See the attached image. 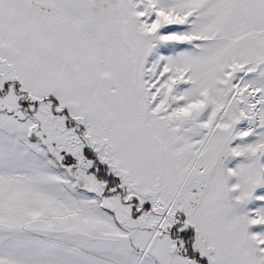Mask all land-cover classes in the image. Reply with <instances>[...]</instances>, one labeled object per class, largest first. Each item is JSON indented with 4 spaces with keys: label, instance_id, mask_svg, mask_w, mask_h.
Here are the masks:
<instances>
[{
    "label": "snow or ice",
    "instance_id": "1",
    "mask_svg": "<svg viewBox=\"0 0 264 264\" xmlns=\"http://www.w3.org/2000/svg\"><path fill=\"white\" fill-rule=\"evenodd\" d=\"M0 264H264V0H0Z\"/></svg>",
    "mask_w": 264,
    "mask_h": 264
}]
</instances>
